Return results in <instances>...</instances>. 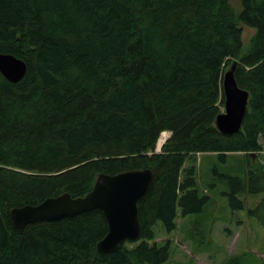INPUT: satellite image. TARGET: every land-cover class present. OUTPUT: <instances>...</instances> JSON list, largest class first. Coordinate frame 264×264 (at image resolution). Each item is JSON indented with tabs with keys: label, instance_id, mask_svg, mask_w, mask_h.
Listing matches in <instances>:
<instances>
[{
	"label": "trees",
	"instance_id": "trees-1",
	"mask_svg": "<svg viewBox=\"0 0 264 264\" xmlns=\"http://www.w3.org/2000/svg\"><path fill=\"white\" fill-rule=\"evenodd\" d=\"M240 5L0 0V52L28 64L17 83L0 73V264H169V239L159 246L155 227L169 233L180 216L202 213L198 155L264 152V0ZM243 25L256 30L246 48ZM234 61L250 98L242 130L226 135L215 120ZM146 167L156 176L139 201L141 235L118 251L97 249L108 232L100 209L13 224L15 207L83 196L101 173ZM225 176L232 199L264 195V168ZM221 264L243 263L233 254Z\"/></svg>",
	"mask_w": 264,
	"mask_h": 264
},
{
	"label": "rangeland",
	"instance_id": "rangeland-1",
	"mask_svg": "<svg viewBox=\"0 0 264 264\" xmlns=\"http://www.w3.org/2000/svg\"><path fill=\"white\" fill-rule=\"evenodd\" d=\"M230 1L235 11L241 10L240 0ZM243 29L246 48L256 30L244 25ZM170 136L168 131L165 140ZM161 137L156 152L165 142ZM250 166L264 168V152L247 157L231 153L226 158L198 155L199 194L207 197L202 213L180 216L177 229L169 233L160 223L155 227L159 246L169 239V264H221L233 254L241 256L243 264H264V195L244 192L232 199L233 188L225 176H243Z\"/></svg>",
	"mask_w": 264,
	"mask_h": 264
},
{
	"label": "water",
	"instance_id": "water-1",
	"mask_svg": "<svg viewBox=\"0 0 264 264\" xmlns=\"http://www.w3.org/2000/svg\"><path fill=\"white\" fill-rule=\"evenodd\" d=\"M238 61H234L223 75L225 110L220 112L215 124L226 135L238 133L243 128L248 111L250 93L239 86L235 72ZM28 71L22 58L0 52V73L10 82L21 81ZM151 168L131 169L116 174L101 173L91 191L73 197L63 193L48 197L39 204H26L11 210L14 226L21 230L40 221H57L65 217L100 209L108 222V232L97 244L100 252L118 251L127 241L139 239L142 231L139 201L155 181Z\"/></svg>",
	"mask_w": 264,
	"mask_h": 264
},
{
	"label": "bare ground",
	"instance_id": "bare-ground-1",
	"mask_svg": "<svg viewBox=\"0 0 264 264\" xmlns=\"http://www.w3.org/2000/svg\"><path fill=\"white\" fill-rule=\"evenodd\" d=\"M166 135H167V132H165V133L162 134V137H161V138H163L164 141H165V137H166ZM164 141H163V142H164ZM162 144H163V143H162Z\"/></svg>",
	"mask_w": 264,
	"mask_h": 264
},
{
	"label": "crops",
	"instance_id": "crops-1",
	"mask_svg": "<svg viewBox=\"0 0 264 264\" xmlns=\"http://www.w3.org/2000/svg\"><path fill=\"white\" fill-rule=\"evenodd\" d=\"M168 132V131H167ZM199 155H202V154H199ZM258 199V198H257ZM230 230H233L232 228ZM251 230V229H250Z\"/></svg>",
	"mask_w": 264,
	"mask_h": 264
}]
</instances>
